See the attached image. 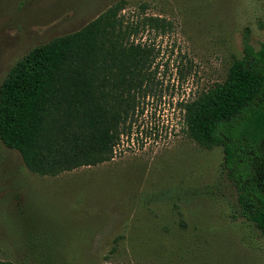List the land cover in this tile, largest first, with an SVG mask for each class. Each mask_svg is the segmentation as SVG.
Returning a JSON list of instances; mask_svg holds the SVG:
<instances>
[{"label": "rangeland", "instance_id": "obj_1", "mask_svg": "<svg viewBox=\"0 0 264 264\" xmlns=\"http://www.w3.org/2000/svg\"><path fill=\"white\" fill-rule=\"evenodd\" d=\"M118 0H0V85L32 48ZM154 49L155 91L111 161L56 177L29 172L0 141V260L12 264H264V238L236 218L221 148L190 140L182 104L225 79L244 33L259 48L264 0H126ZM143 7V8H142ZM142 10H141V9Z\"/></svg>", "mask_w": 264, "mask_h": 264}, {"label": "trees", "instance_id": "obj_2", "mask_svg": "<svg viewBox=\"0 0 264 264\" xmlns=\"http://www.w3.org/2000/svg\"><path fill=\"white\" fill-rule=\"evenodd\" d=\"M127 8L118 0L80 29L35 46L2 81L0 141L29 172L56 177L111 161L139 105L155 91L154 49L137 39L146 30L164 33L166 21L128 18ZM182 111L190 140L221 148L236 218L264 238V39L255 49L245 32L242 55L225 79Z\"/></svg>", "mask_w": 264, "mask_h": 264}]
</instances>
